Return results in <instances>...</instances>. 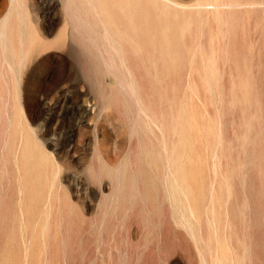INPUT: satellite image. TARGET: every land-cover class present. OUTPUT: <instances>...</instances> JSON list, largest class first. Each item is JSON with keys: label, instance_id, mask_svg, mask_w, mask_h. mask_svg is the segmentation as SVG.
I'll return each mask as SVG.
<instances>
[{"label": "rangeland", "instance_id": "374dc122", "mask_svg": "<svg viewBox=\"0 0 264 264\" xmlns=\"http://www.w3.org/2000/svg\"><path fill=\"white\" fill-rule=\"evenodd\" d=\"M0 264H264V0H0Z\"/></svg>", "mask_w": 264, "mask_h": 264}, {"label": "bare ground", "instance_id": "6f19581e", "mask_svg": "<svg viewBox=\"0 0 264 264\" xmlns=\"http://www.w3.org/2000/svg\"><path fill=\"white\" fill-rule=\"evenodd\" d=\"M4 37V36H3Z\"/></svg>", "mask_w": 264, "mask_h": 264}]
</instances>
